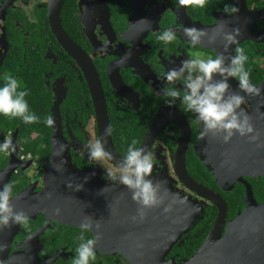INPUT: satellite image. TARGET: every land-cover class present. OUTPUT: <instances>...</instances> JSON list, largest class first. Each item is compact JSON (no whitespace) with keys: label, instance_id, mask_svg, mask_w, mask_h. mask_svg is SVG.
<instances>
[{"label":"flooded vegetation","instance_id":"obj_1","mask_svg":"<svg viewBox=\"0 0 264 264\" xmlns=\"http://www.w3.org/2000/svg\"><path fill=\"white\" fill-rule=\"evenodd\" d=\"M60 1L0 0V85L6 76L16 77L20 90L29 92L30 110L40 117L26 125L19 118L0 116V141L10 137L16 146L15 151L0 152V187L14 182L11 204L29 217L27 225L0 230V261L73 264L83 235L97 239L96 258L90 264H188L195 257L194 264H264V175L238 178L231 173L235 152H264V90L260 95L240 93L257 139L235 134L227 143L221 134L210 138L211 132L198 139L202 125L194 114L183 111L179 103L164 104L158 95L166 86L164 71L196 54L214 58L224 52L222 32L236 28L238 43L225 55L243 48L251 82L261 88L264 0H207L203 8L177 0H63L60 21L73 42L71 50L51 26V10ZM224 3L240 11L227 15ZM184 27L207 35L193 47ZM165 28L177 30L172 43L157 40ZM230 86L231 91L235 86ZM104 101L121 157L131 141L142 147L154 123L162 124L148 149L155 160L150 178L160 185L159 200L178 207L179 216L166 220L167 226L159 234L153 232L145 244L128 236L115 241L97 237L92 229L82 232L80 226L53 219L40 205L55 144L64 152V164L69 161L91 174L88 182H80L88 194L104 192L100 197L117 202L132 196L126 186L106 180L104 169L82 155L90 139L101 138L98 109ZM47 116L54 117V127L44 124ZM183 162L194 181L186 177ZM56 190L51 183V191ZM149 209L147 219L132 214L130 220L137 218L134 229L149 232L156 219L163 222L159 206ZM122 248L134 252L126 255ZM139 248L148 252L139 255Z\"/></svg>","mask_w":264,"mask_h":264},{"label":"clouds","instance_id":"obj_2","mask_svg":"<svg viewBox=\"0 0 264 264\" xmlns=\"http://www.w3.org/2000/svg\"><path fill=\"white\" fill-rule=\"evenodd\" d=\"M177 3L193 4L203 8L207 0H177ZM222 10L227 15L240 11L237 6H230L228 3L223 4ZM179 27L177 25V28ZM182 30L193 47L201 44L202 38L207 35L205 31L195 27H184ZM177 35L176 28H165L157 36V40L169 44L177 39ZM239 35L238 28L222 32L224 52H217L214 58H202L196 54L194 57L180 60L177 67L168 68L162 73L161 79L166 82V86L159 90L158 95L163 98L164 104L174 106L179 103L183 111L194 114L196 121L202 125L198 139L209 132L221 134L225 143L235 134L248 136L252 140L257 139L251 118L241 107L246 101L245 96L240 93L260 95L262 89L251 82V72L246 67L248 56L243 48L237 46L233 49L234 54L225 55L231 46L238 43ZM128 55L130 54L122 59H126ZM233 78L237 81L239 91H230L229 80ZM20 89L21 85L16 77L8 75L4 78L3 84L0 85V116L19 118L26 125L38 122L40 117L30 110L26 99L29 95L28 90ZM43 122L49 128L55 125L53 116L45 117ZM110 134L111 128L105 129V136ZM105 145L104 138L90 139L84 146L82 155H87L90 164L99 165L104 169L106 180L119 182L128 188L132 193V199L140 206L138 215L143 219L144 210L155 207L160 202L158 197L160 185L150 178L155 163L154 154L144 147H138L137 141L133 140L127 145L122 159L118 163H111L114 159L113 154ZM15 150L16 146L10 137L0 141V152L8 153ZM88 178L85 177V181ZM67 186L73 187L71 182H68ZM82 187V184H78L75 190L79 191ZM13 188L14 182H7L0 187V230L12 225H27L29 220L24 211H17L11 204ZM80 227L82 232L90 231L92 228L90 219L86 217ZM96 243L95 237L86 239L81 235L80 243L75 249L73 264H90V261H94ZM0 251H3L2 245ZM0 264H3V261H0Z\"/></svg>","mask_w":264,"mask_h":264},{"label":"water","instance_id":"obj_3","mask_svg":"<svg viewBox=\"0 0 264 264\" xmlns=\"http://www.w3.org/2000/svg\"><path fill=\"white\" fill-rule=\"evenodd\" d=\"M62 3L63 0L60 1V5L57 8L51 10V14L49 17L52 29L57 38L68 50H71L72 48H74L73 42L62 27L60 21V9ZM229 84L235 86L233 89H231V91H239L237 87V81L234 78L229 80ZM262 85L263 86L261 87V89L264 90V84ZM98 111L101 138H104L106 140L105 146L107 150L113 154V161L118 163L122 159V157L117 153L114 147L112 135L110 134L105 136V129L110 128L105 101L104 105L100 107ZM161 125L162 124L160 121H156L154 125L149 129L142 144V147H144L147 151L153 139L156 137ZM216 135H218V133L211 134L210 138L211 136L214 137ZM63 156L64 152H62V148H60L58 144H55L47 175L48 187L41 196L42 201H44L45 203L39 202L43 210L48 211L53 219L72 226H81V223L87 217L88 219H90L92 223L91 229L95 232L97 237L103 236L106 238H111L112 241H115L116 238H119V236H122L121 238L128 236V238H133V242L138 241V244H145L147 242V238H150L153 232L159 234V231L161 229L163 230L164 226H167L165 223L166 220L170 219L171 217L177 218L179 216L178 207H167L166 205H168V203L166 202H169L168 200H159L160 202L155 207L157 208L159 206L160 211L164 213V217L162 216L163 222L157 223L158 219H156L157 221L155 222L154 226L150 228V231L148 230L149 232H141L134 229L132 224L137 222V218L135 220L133 218L132 220L130 219L134 212L138 213V209L140 206L132 199V196L130 195V198L127 200L117 202L105 200L100 197V195L104 192H92L91 194H88L84 187H82L79 191L75 190L76 185L82 184L80 182H88V179L92 178L91 174L86 173L85 171H80L79 169L71 165L69 161H65V163H68V165L64 164L62 160ZM183 164L186 177L190 180H193L185 168V162H183ZM233 164L234 166L231 169V173H234L238 178L245 175L253 177L262 176L264 175V152H235V154H233ZM226 171L228 170H224L221 172L225 173ZM85 177H89L87 181H85ZM68 182H71L73 187L69 188L67 186ZM51 183H53V188H57L55 192L51 191ZM187 183L193 188H197L198 186L197 182ZM160 194L161 193L158 192V196ZM57 209H59V213H57ZM165 209H168V211H165ZM149 210V208L144 210L145 219H147L148 217ZM97 225H99V227H97ZM128 228L130 230H128ZM120 233L122 235H120ZM135 250L139 255H145L148 252V250L145 248H139ZM122 251L125 254H131L134 252V250L126 248H122ZM139 258L142 257L139 256ZM197 258L198 257L193 258L188 264L196 263Z\"/></svg>","mask_w":264,"mask_h":264}]
</instances>
